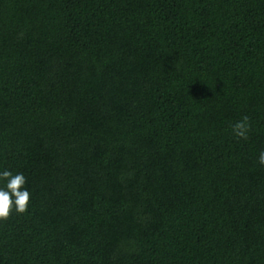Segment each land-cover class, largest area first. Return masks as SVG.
Segmentation results:
<instances>
[{
  "label": "trees",
  "instance_id": "trees-1",
  "mask_svg": "<svg viewBox=\"0 0 264 264\" xmlns=\"http://www.w3.org/2000/svg\"><path fill=\"white\" fill-rule=\"evenodd\" d=\"M261 150L264 0H0V264H264Z\"/></svg>",
  "mask_w": 264,
  "mask_h": 264
},
{
  "label": "clouds",
  "instance_id": "clouds-1",
  "mask_svg": "<svg viewBox=\"0 0 264 264\" xmlns=\"http://www.w3.org/2000/svg\"><path fill=\"white\" fill-rule=\"evenodd\" d=\"M249 118L244 116L242 120L233 125V131L236 136L247 138V132L250 125ZM258 163L264 165V150L258 155ZM0 180L6 182L4 188H0V220H7L11 215L13 208L18 213L27 211L30 202V192L24 188L26 178L22 173L13 174L9 170L0 172Z\"/></svg>",
  "mask_w": 264,
  "mask_h": 264
}]
</instances>
